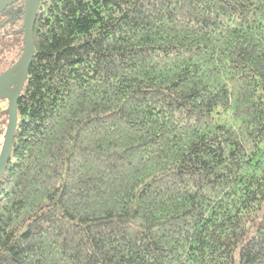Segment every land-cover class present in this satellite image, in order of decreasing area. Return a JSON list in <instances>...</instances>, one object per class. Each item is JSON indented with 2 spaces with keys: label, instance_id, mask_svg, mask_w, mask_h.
Instances as JSON below:
<instances>
[{
  "label": "trees",
  "instance_id": "obj_1",
  "mask_svg": "<svg viewBox=\"0 0 264 264\" xmlns=\"http://www.w3.org/2000/svg\"><path fill=\"white\" fill-rule=\"evenodd\" d=\"M32 37L0 264H264V0H39Z\"/></svg>",
  "mask_w": 264,
  "mask_h": 264
},
{
  "label": "water",
  "instance_id": "obj_2",
  "mask_svg": "<svg viewBox=\"0 0 264 264\" xmlns=\"http://www.w3.org/2000/svg\"><path fill=\"white\" fill-rule=\"evenodd\" d=\"M17 0H0V13ZM39 0H24L23 7V53L15 66L0 77V100H9L8 124L3 148L0 153V176L11 152V144L17 122L16 103L22 92L28 68L33 57V23Z\"/></svg>",
  "mask_w": 264,
  "mask_h": 264
},
{
  "label": "flooded vegetation",
  "instance_id": "obj_3",
  "mask_svg": "<svg viewBox=\"0 0 264 264\" xmlns=\"http://www.w3.org/2000/svg\"><path fill=\"white\" fill-rule=\"evenodd\" d=\"M8 105H9V100H6V99H1L0 100V111H4L3 114H4V117H2L3 115L0 113V116H1V119H0V153L2 151V148H3V143H4V137H5V132H6V129H7V125L4 128L1 127V124L3 123V118H5L6 114L5 112L7 113L8 112ZM6 120H7V124H8V114L6 116ZM4 131V132H3ZM9 158V157H8ZM7 162V161H6ZM6 164V163H5ZM6 166H4V169L2 171V174L0 176V179L3 175V172L5 170Z\"/></svg>",
  "mask_w": 264,
  "mask_h": 264
}]
</instances>
